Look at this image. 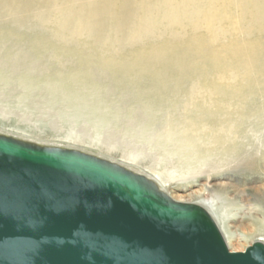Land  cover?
<instances>
[{"label": "rangeland", "instance_id": "obj_1", "mask_svg": "<svg viewBox=\"0 0 264 264\" xmlns=\"http://www.w3.org/2000/svg\"><path fill=\"white\" fill-rule=\"evenodd\" d=\"M203 2L198 0L201 6ZM50 9L0 14V32L12 24L8 28L16 29L0 41V134L77 149L141 173L174 200L203 205L217 224L223 218L235 241L228 243L230 250L243 251L253 244L259 236L251 234H264V70L255 79L243 70L232 80L213 77L225 99L212 87L208 91L213 94H207L198 78L194 86H178L168 77L156 80L131 71L121 83L119 72L100 62L81 68L85 55L100 56L93 52L90 36L34 44L38 35L55 31V24L40 21ZM184 13L180 7L169 11V23ZM190 16L195 22L188 25L157 24V35L137 44L124 38L117 57L151 40L162 44L176 33L182 38L194 32L201 36L206 12L194 6ZM222 20L219 15L214 23L225 34L222 28L228 24ZM255 26L259 32L234 41L256 43L264 59V18ZM27 33L36 35L30 39ZM220 41L212 43L217 48ZM235 85L245 89L240 92L244 98L231 91ZM253 229L259 232L251 233Z\"/></svg>", "mask_w": 264, "mask_h": 264}, {"label": "water", "instance_id": "obj_2", "mask_svg": "<svg viewBox=\"0 0 264 264\" xmlns=\"http://www.w3.org/2000/svg\"><path fill=\"white\" fill-rule=\"evenodd\" d=\"M0 264H264L211 213L77 149L0 134Z\"/></svg>", "mask_w": 264, "mask_h": 264}, {"label": "bare ground", "instance_id": "obj_3", "mask_svg": "<svg viewBox=\"0 0 264 264\" xmlns=\"http://www.w3.org/2000/svg\"><path fill=\"white\" fill-rule=\"evenodd\" d=\"M214 4H216V8ZM194 6L204 9L208 17L204 22L206 31L201 36L196 35L199 38H196L195 32V34L192 32L191 38H182L181 34L176 33L165 41L161 39L162 44L157 45L158 42L152 43L153 41L149 40L150 43L146 42L149 45L134 49L126 57H117L116 54L121 50V42L124 38L135 43L142 38L157 35V24L163 28L167 27L169 23L167 13L173 9L180 7L185 13L181 18L172 16L170 27L177 22H187V25L188 22H195L190 16ZM40 8L53 9L44 10L40 21L55 24V31L52 35H38L34 44H40L43 40L52 42L55 39L68 42L67 39L71 35L82 38L90 36L96 48L93 52L100 56L96 59L94 55H85L81 68L88 70L95 63L100 62L105 67L113 69L116 75L119 72L118 77L121 83H124L127 74L131 75V71H133L132 74L136 76L138 74L145 75L156 80L168 77L171 85L178 86L186 82L194 86L196 85L194 81L198 78L196 81L202 85L204 90L208 91L212 87L217 91L218 87L215 84L216 81H213L214 78L232 80L240 70H243L247 77L254 76L255 79L264 70L259 46L253 42L249 46L236 42L242 36L243 38L250 37L255 33L254 30L259 32L262 24L257 27L255 25L264 18V0H204L202 6L198 4V0H0V14L3 11L31 13ZM219 15L223 17L224 23L228 24L227 29L222 28L225 34L219 31L221 28L215 27L214 20ZM223 20L219 22H223ZM23 21L24 19L20 20V22ZM9 26H5L4 30L0 32V41L8 39L12 33L16 32V29H10ZM160 34L162 33L160 32ZM34 35L36 34L27 33L25 36L31 39V36ZM230 35L231 37L228 39L227 37ZM234 39L236 40L234 41ZM215 40H221V44L217 48L212 43ZM41 46L39 45L38 48ZM158 66H163V68H158ZM248 84H251L250 81ZM235 86L237 87L230 88L231 91H237L239 98H244L240 92L245 89L239 91L240 86ZM218 91L217 95H222L224 98L223 93ZM211 92L208 91L207 94H213ZM91 97L93 99V96ZM90 104L92 105L91 101ZM86 106L94 108L88 103ZM155 182L157 183V181ZM157 185L160 187L158 183ZM219 220L218 224L227 244L229 242L233 244L235 242L231 235L233 232H229V226L227 228L228 224H225L223 218L219 217ZM254 232H259V229L251 231V233ZM251 235L259 236L254 242H264V234Z\"/></svg>", "mask_w": 264, "mask_h": 264}]
</instances>
